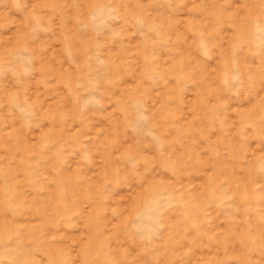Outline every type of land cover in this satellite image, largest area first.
<instances>
[{
    "label": "rangeland",
    "instance_id": "rangeland-1",
    "mask_svg": "<svg viewBox=\"0 0 264 264\" xmlns=\"http://www.w3.org/2000/svg\"><path fill=\"white\" fill-rule=\"evenodd\" d=\"M0 264H264V0H0Z\"/></svg>",
    "mask_w": 264,
    "mask_h": 264
}]
</instances>
